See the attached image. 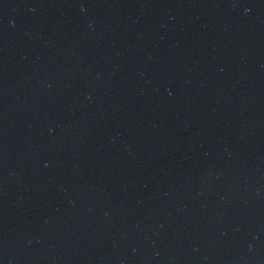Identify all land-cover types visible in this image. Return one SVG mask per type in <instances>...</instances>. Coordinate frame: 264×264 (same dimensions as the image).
Wrapping results in <instances>:
<instances>
[{"label": "water", "instance_id": "1", "mask_svg": "<svg viewBox=\"0 0 264 264\" xmlns=\"http://www.w3.org/2000/svg\"><path fill=\"white\" fill-rule=\"evenodd\" d=\"M0 264H264V0H0Z\"/></svg>", "mask_w": 264, "mask_h": 264}]
</instances>
